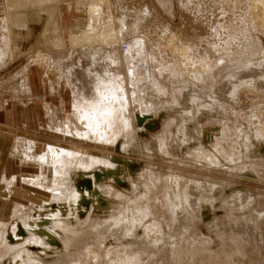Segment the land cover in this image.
Listing matches in <instances>:
<instances>
[{
  "label": "rangeland",
  "instance_id": "374dc122",
  "mask_svg": "<svg viewBox=\"0 0 264 264\" xmlns=\"http://www.w3.org/2000/svg\"><path fill=\"white\" fill-rule=\"evenodd\" d=\"M0 133V264H264V1L0 0Z\"/></svg>",
  "mask_w": 264,
  "mask_h": 264
},
{
  "label": "bare ground",
  "instance_id": "6f19581e",
  "mask_svg": "<svg viewBox=\"0 0 264 264\" xmlns=\"http://www.w3.org/2000/svg\"><path fill=\"white\" fill-rule=\"evenodd\" d=\"M96 1H97V0H96ZM263 1H264V0H263ZM89 2H91V1H89ZM89 2H88V4H90ZM87 7H89V6H87ZM93 7H94V6H93ZM90 10H91V8H90ZM84 11H87V8H86V10H84ZM108 11H109V10H108ZM97 13H98V12H97ZM101 14H102V13H101ZM93 15H94V11H92V10H91V12L87 11V16H88L89 19H91V18H93V19H94V18H98V17H94L96 14H95L94 16H93ZM87 16H86V17H87ZM92 16H93V17H92ZM96 16H97V15H96ZM90 17H91V18H90ZM88 18H86V19L88 20ZM87 20H84V21H87ZM95 20H96V19H95ZM95 20H94V21H95ZM88 21H89V20H88ZM262 22H263V21H262ZM84 24H86V23H84ZM87 24H88V23H87ZM90 25H91V24H90ZM86 26H87V25H86ZM87 27H88V26H87ZM39 54H41V53H39ZM39 54H37V57H38V58L42 56V55L38 56ZM129 70H130V69H129ZM128 72H129V71H128ZM81 74H82V73H81ZM89 76H90V75H89ZM105 76H106V75H105ZM132 78H133V77H132ZM105 79H106V78H105ZM109 83H110V82H109ZM97 84H102V83H97ZM99 86H100V85H99ZM101 86H102V85H101ZM99 88H100V87H99ZM99 88H98V89H99ZM105 89H106V87H105ZM109 89H110V88H109ZM109 89H108V90H109ZM101 90H102V89H101ZM101 90H99V91H101ZM99 91H98V92H99ZM110 91H111V90H110ZM110 91H109V93H110ZM105 92H106V90H105ZM105 92H103V93H105ZM107 92H108V91H107ZM107 92L105 93V95L107 94ZM111 92H112V91H111ZM99 93H100V92H99ZM111 94H112V93H111ZM95 95H96V94H95ZM98 95H100V94H98ZM98 95H97V96H98ZM112 95H113V94H112ZM102 96H103V95H102ZM102 96H101V95H100V97L98 96V97H99V100H100V98H102ZM109 96H110V95H109ZM113 96H114V95H113ZM104 97H105V96H103V98H102L103 102H104L105 100H107V98H104ZM106 97H107V96H106ZM115 98H116V97H115ZM104 99H105V100H104ZM112 100H113V99H112ZM83 101H84V100H83ZM94 101H95V100H94ZM97 101H98V100H96L95 103L90 101V103H88V106H87L88 111L86 110V112H84V111L82 112L81 115H82V117L85 118V120L90 118L89 121H90L91 119H92V121H93V119H94V117H95L94 112L96 111V109H98V111H96V112H99V110L101 109V107H102V106H101V102H100L101 100H100L98 103H97ZM106 102H107V101H106ZM109 102H111V101H109ZM103 104H104V103H103ZM109 105H110V104H109ZM109 105H108V106H109ZM113 105H114V104H113ZM111 107H112V106H111ZM111 107H109V108H111ZM122 107H123V106H122ZM77 108H78V107H77ZM80 108H81V107H80ZM104 109H106V108H104ZM114 109H115V108H114ZM122 109H123V108H122ZM109 110L111 111V109H109ZM109 110L106 109L105 112H107V114H106L105 112L101 111V112H103L102 114H104L105 117H104L103 115H101V112H100V114L97 113V116L100 117V120H99V117L96 118L97 116H96L95 118H96V120H97V119L99 120V124H100L101 121H102V122H101V125H103V126H104V125L107 126V125L110 123V122L108 121L109 117H108L107 121L102 120V118L105 119L107 115L110 116V114H108V113H109ZM92 112H93V114H92ZM139 113H141V116L138 115V118H137V116H135L134 119H136V121H138L139 123H141V125H142L144 122L146 123V121L148 122V121L151 119V117H152V116H149L150 114L148 115V114H145L144 112H140V111H139ZM111 114H112V113H111ZM101 117H102V118H101ZM84 118H83V121H84ZM110 118H111V117H110ZM98 120H97V121H98ZM78 121H79V120H78ZM81 121H82V120H81ZM89 121L86 122V123H89V126H91V125L94 126V125H95L94 128L92 127V130L94 129V130L92 131V134H95V133L97 132V133L95 134V135H97V136H98V133H100V134L103 135V134H105L107 131L110 132V131L112 130V129H111V124L107 126V129H105V126H104V128H102L101 130H98L99 127L101 128L102 126L99 125L97 121H94V122L90 121V122H92V123H90ZM110 121H111V120H110ZM113 123H114V122H113ZM121 123H122V122H121ZM123 123H125V120H124ZM123 123H122V124H123ZM127 123H128V122H127ZM127 123H125V124H127ZM132 123H133V122H132ZM145 123H144V124H145ZM149 123H150V122H149ZM96 124H98L99 127H98V125H97V127H96ZM128 124H129V123H128ZM130 124H131V123H130ZM144 124H143V125H144ZM112 125H113V124H112ZM123 125H124V124H123ZM133 125H134V124H133ZM133 125H132V126H133ZM87 126H88V124H87ZM124 126H125V125H124ZM127 126H128V125H127ZM146 126H147V125H146ZM146 126H145V127H146ZM95 127H96V129H95ZM109 127H110V128H109ZM88 128H89V127H88ZM97 128H98V129H97ZM122 128H127V127L125 126V127H122ZM140 128H141V127H140ZM110 129H111V130H110ZM127 129H128V128H127ZM132 129H133V128H132ZM138 129H139V128H138ZM133 130H134V129H133ZM76 132H77V131H76ZM112 132H113V131H112ZM139 132H140V131H139ZM72 133H73V132H72ZM123 133H124V132H123ZM110 134H111V133H110ZM209 134H210V133H209ZM79 135H81V134H79ZM82 135H83V134H82ZM87 135H88V134H87ZM107 135H108V134H107ZM112 135H113V134H112ZM130 135H131V134H130ZM207 135H208V134H207ZM249 135H250V134H249ZM84 136H85V135H84ZM84 136H83V137H84ZM93 136H94V135H93ZM97 136H96V137H97ZM100 136H101V135H100ZM100 136H99L98 138H103V139L105 138V139H106V137H103V136L100 137ZM79 137H80V136H79ZM81 137H82V136H81ZM88 137H89V136H87V139H88ZM96 137H95V138H96ZM112 137H113V136H112ZM112 137H109L108 139H111ZM115 137H116V136H115ZM131 137H132V136H131ZM131 137H130V138H131ZM76 138H77V137H76ZM92 138H93V137H92ZM95 138H93V139H95ZM130 138H129V139H130ZM208 138H209V135H208ZM82 139H84V138H82ZM105 139H104V140H105ZM126 139H127V138H126ZM131 139H132V138H131ZM131 139H130V140H131ZM104 140H102V142H103ZM115 140H116V139H114V141H115ZM127 140H128V139H127ZM130 140H129V141H130ZM211 140H213V139H211ZM100 141H101V140H100ZM100 141H99V143H100ZM107 141H108V140H107ZM131 141H132V140H131ZM131 141H130V142H131ZM105 143H106V141H105ZM105 143H104V144H105ZM121 143H122V142H121ZM207 143H208V142H207ZM108 144H109V143H108ZM244 144H245V143H244ZM122 145H123V144H122ZM127 145H128V144H127ZM212 145H213V144H212ZM212 145H210V146H212ZM214 145H215V144H214ZM216 145H217V144H216ZM219 145H220V144H219ZM219 145H218V146H219ZM210 146H208V148H210ZM161 148H162V147H161ZM212 148H213V147H212ZM216 148H218V147L216 146ZM51 149H52V148H51ZM51 149H50V150H51ZM204 149H205V148H204ZM206 149H207V148H206ZM70 150H71V149H70ZM209 150H210V149H209ZM215 150H216V149H215ZM218 150H219V149H218ZM53 151H54V150H53ZM53 151H52V152H53ZM200 151H202V150H200ZM205 151H208V149L205 150ZM55 152H56V151H54L53 153H55ZM70 152L73 153V152H76V151H73V149H72ZM211 152H212V150H211ZM217 152H218V151H217ZM223 152H224V151H223ZM68 153H69V152H68ZM205 153H206V152H205ZM215 153H216V151H215ZM215 153H214V155H213V158H214V156H216ZM51 154H52V153H51ZM62 154H63V153H62ZM76 154H78V152H77ZM198 154H200V152H199ZM209 154H210V153H209ZM211 154H212V153H211ZM191 155H192V154H191ZM225 155H227V154L225 153ZM53 156H54V154H53ZM56 156H57V155H56ZM59 156H60V155H59ZM67 156H68V155H67ZM192 156H193V155H192ZM202 156H204V155H202ZM208 156H209V155H208ZM208 156H207V159H209ZM231 156H232V154H231ZM43 157H44V155H43ZM43 157L41 156L40 158H43ZM48 157H50V156H48ZM199 157H200L199 159L201 160L202 157H201V156H199ZM210 158H211V157H210ZM44 159H45V158H44ZM44 159H43V161H41V160L39 159L40 163H44ZM60 159H61V158H60ZM67 159H68V158H67ZM72 159H74V158H72ZM203 159H204V158H203ZM220 159H221V158H220ZM52 160H53V159H52ZM77 160H78V159H77ZM80 160H82V157H81ZM90 160H91V159H90ZM90 160H89V164H92L91 162H93V160H91V162H90ZM96 160H97V162L100 161V160H98V159H96ZM114 160H115V159H114ZM200 160H199V161H200ZM211 160H212V159H211ZM59 161H60V160H59ZM59 161H58V162H59ZM65 161H66V160H65ZM82 162H83V163H81L80 165H81V166H84L85 163H86V161L84 162V160H82ZM97 162H95V163H97ZM104 162H105V161H104ZM117 162H118V161H117ZM127 162H128V161H127ZM100 163H101V162H100ZM64 164H65V163H64ZM89 164H88V165H89ZM125 164H126V163H125ZM41 165H43V164H41ZM46 165H47V164H46ZM46 165H43V169H45L44 167H46ZM58 165H59V164H58ZM109 165H110V164H109ZM61 166H62V165H61ZM78 166H79V165H78ZM85 166H86V165H85ZM85 166H84V167H85ZM128 166H130V165H128ZM68 167H69V166H68ZM71 167H72V166H71ZM46 168H47V167H46ZM57 168H58V167H57ZM57 168H56V169H57ZM82 168H83V167H82ZM230 168H231V167H230ZM51 169H52V168H51ZM60 169H61V168H60ZM66 169H67V168H66ZM76 169H77V168H76ZM46 170H47V169H46ZM48 170H49V169H48ZM52 170H53V169H52ZM52 170H51V174L53 173ZM69 170H70V168H69ZM71 170H72V169H71ZM108 170H109V169H108ZM49 171H50V170H49ZM56 171H57V170H56ZM64 171H65V170H64ZM110 171H111V170H110ZM47 172H48V171H47ZM65 172H66V171H65ZM116 172H117V170H116ZM59 173H60V172H59ZM118 173H120V172H118ZM159 173H160V172H159ZM154 174H155V173H154ZM156 174H157V173H156ZM156 174H155V176H156ZM54 175H55V174H54ZM104 175H105V174H104ZM113 175H114V174H113ZM161 175H162V174H161ZM165 175H166V174H165ZM43 176H44V174H43ZM46 176H47V175H46ZM46 176H45L44 178H46ZM62 176H63V175H62ZM68 176H69V174H68ZM158 176H159V175H158ZM52 177H53V175H52ZM55 177H56V176H55ZM69 177H70V176H69ZM71 177H72V176H71ZM41 178H42V177H41ZM44 178H43L41 181H37V182L41 183V185H42V184H45V186H46V182H47V181H45ZM48 178H49V177H48ZM118 178H119V177H118ZM157 178H158V177H157ZM171 178H172V176H171ZM175 178H176V177H175ZM52 179H53V178H52ZM62 179H63V177H62ZM116 179H117V178H116ZM163 179H164V178H163ZM13 180H14V179H13ZM66 180H67V179H66ZM69 180H70V179H69ZM96 180H98V179H96ZM157 180H158V179H157ZM170 180H172V179H170ZM62 181H63V180H62ZM153 181H154V180H153ZM172 181H173V180H172ZM175 181H176V180H175ZM25 182H26L27 186H28L29 184L34 185V180H30V181H29V180L27 179V180H25ZM154 182H158V181L155 180ZM161 182H162V181H161ZM161 182H160V183H161ZM179 182H180V181H179ZM179 182H178V183H179ZM39 183H38V185H39ZM52 183H53V182H52ZM90 183H92V182H90ZM160 183H159V184H160ZM175 183H176V182H175ZM68 184H69V182H68ZM163 184H164V183H163ZM176 184H177V183H176ZM176 184H175V185H176ZM31 185H30V186H31ZM61 185H62V184H61ZM65 185H67V184H65ZM94 185H95V184H94ZM155 185H156V184H155ZM155 185H154L153 187H155ZM160 185H162V184H160ZM180 185H181V184H180ZM184 185H185V184H184ZM30 186H29V187H30ZM49 186H50V184H49ZM49 186L47 185V187H49ZM90 186H91V185H90ZM116 186H117V185H116ZM148 186H149V185H148ZM172 186H173V185H172ZM41 187H43V186H41ZM75 187H76V186H75ZM93 187H94V186H93ZM151 187H152V185H151ZM169 187H170V186H169ZM34 188H35V186H34ZM45 188H46V187H45ZM76 188H77V187H76ZM76 188H75V189H76ZM170 188H171V187H170ZM182 188H184V186H182ZM32 189H33V187H32ZM40 189H41V188H40ZM47 189H48V188H47ZM50 189H51V192L54 191V190H52V188H50ZM50 189H49V193H48V191H47V193H46L47 195H48V194H49V195H52L51 192H50ZM65 189H66V188H65ZM70 189H71V188H70ZM86 189H87V188H86ZM112 189H113V188H112ZM42 190H43V189H42ZM42 190H41V191H42ZM84 190H85V189H84ZM114 190H115V189H114ZM114 190H111V191H110V190H108V191L106 190V192H107V193H114V194H115ZM176 190H177V187H176ZM73 191L75 192L76 190H73ZM78 191H79L80 193H78V192L76 191L77 194H75V196L77 197L76 199H78V201L75 199L76 202L78 203L79 201H80V202H81V201H86V199H84V198H86V196H89L87 193L90 192V189H89V191L87 190L88 192H87L86 194L83 193V192H81L82 190H81V191L78 190ZM112 191H113V192H112ZM118 191H119V190H118ZM70 192H71V191H70ZM54 193H55V192H54ZM117 193H118V192H117ZM120 193H121V192H119V194H120ZM55 194H56V193H55ZM55 194H54V195H55ZM57 194H58V193H57ZM60 194H61V192L59 193V195H60ZM66 194H67V193H66ZM90 194H91V192H90ZM119 194H118V196H119ZM49 195H48V196H49ZM62 195H63V194H62ZM62 195H61V196H62ZM73 195H74V194H73ZM73 195H70V196L73 197ZM95 195H96V194H95ZM48 196H47V197H48ZM61 196L59 197V199H61ZM67 196H68V195H67ZM51 197H52V196H51ZM55 197H58V196H55ZM49 198H50V197H49ZM64 198H65V197H64ZM64 198H63V199H64ZM74 198H75V197H74ZM74 198H73V200H74ZM89 198H90V196L88 197V199H89ZM59 199H58V200H59ZM70 199H71V198H70ZM66 200H67V198H66ZM71 200H72V199H71ZM49 201H50V200H49ZM60 201L63 202L62 199H61ZM64 201H65V200H64ZM68 201H69V200H68ZM70 202H71V201H70ZM80 202H79V203H80ZM90 202H91V201H90ZM58 203H60V202L58 201ZM64 203H65V202H64ZM77 203H75L76 206H77ZM60 204H61V203H60ZM60 204H59V205H60ZM68 204H69V203H68ZM70 204H71V203H70ZM78 205H79V204H78ZM80 205H81V204H80ZM60 206H61V205H60ZM62 206H63V205H62ZM65 206H66V204H65ZM188 206H189V205H188ZM73 207H74V206H73ZM63 208H64V207H62V209H63ZM66 208H67V206H66L64 209H66ZM153 209H154V208H153ZM155 209H156V207H155ZM155 209H154V211H155ZM173 211H175V210H172V212H173ZM159 213H160V212H159ZM156 216H157V215H156ZM64 224H65V223H64ZM161 225H162V224H161ZM161 225H159V226H161ZM38 226H40V224H39ZM38 228H40V227H38ZM38 228H37V229H38ZM62 228H63V227H62ZM159 228H160V227H159ZM37 229H36V230H37ZM40 229H41V228H40ZM47 229H49V227H48ZM36 230L34 229L35 232H36ZM54 231H55V230H54ZM44 232H45V231H44ZM57 232H58V231H57ZM135 232H136V231H135ZM74 234H75V232H74ZM73 236H74V235H73ZM134 237H135V236H134ZM166 237H167V236H166ZM73 238H75V237H73ZM1 239H2V238H1ZM166 239H167V238H166ZM166 239H165V241H166ZM157 240H158V239H157ZM2 241H3V239H2ZM4 241H5V240H4ZM135 241H136V240H135ZM155 241H156V240H155ZM159 241H160V240H158V242H159ZM162 241H163V240H162ZM165 241H164V242H165ZM5 242H6V241H5ZM158 242H156V243H158ZM7 243H8V242H6V244H7ZM152 243H153V241H152ZM161 243H163V242H161ZM151 245H152V244H151ZM155 245H157V244H155ZM159 245H160V244H158V246H159ZM7 246H8V245H7ZM17 247H18V246H17ZM20 248H21V247H20ZM144 249H145V248H144ZM136 252H137V251H136ZM139 257H140V256H139ZM142 258H143V257H142ZM129 260H130V259H129ZM130 262H132V261H130ZM132 264H133V262H132Z\"/></svg>",
  "mask_w": 264,
  "mask_h": 264
},
{
  "label": "crops",
  "instance_id": "0c3cea01",
  "mask_svg": "<svg viewBox=\"0 0 264 264\" xmlns=\"http://www.w3.org/2000/svg\"><path fill=\"white\" fill-rule=\"evenodd\" d=\"M33 71L29 72V76ZM29 85H30V89L29 91H35L36 90V83L34 84V80L32 79V75L31 78H29ZM49 90H51V88H49ZM43 94V93H42ZM2 134L0 133V165H1V169L2 171L5 173L7 171L6 167L8 166L7 163H10L9 160V154H8V140L6 139V137L3 139V137L1 136ZM6 147V148H5ZM5 169V170H4ZM1 173V175L3 176L4 173Z\"/></svg>",
  "mask_w": 264,
  "mask_h": 264
}]
</instances>
